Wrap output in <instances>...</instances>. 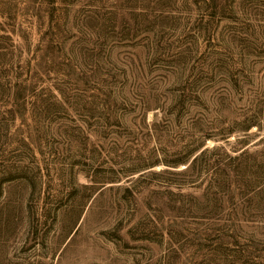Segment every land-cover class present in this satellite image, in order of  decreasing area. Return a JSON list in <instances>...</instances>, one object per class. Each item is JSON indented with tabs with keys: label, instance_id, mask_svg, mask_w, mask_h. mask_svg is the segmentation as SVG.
Returning a JSON list of instances; mask_svg holds the SVG:
<instances>
[{
	"label": "rangeland",
	"instance_id": "obj_1",
	"mask_svg": "<svg viewBox=\"0 0 264 264\" xmlns=\"http://www.w3.org/2000/svg\"><path fill=\"white\" fill-rule=\"evenodd\" d=\"M0 264H264V0H0Z\"/></svg>",
	"mask_w": 264,
	"mask_h": 264
},
{
	"label": "trees",
	"instance_id": "obj_2",
	"mask_svg": "<svg viewBox=\"0 0 264 264\" xmlns=\"http://www.w3.org/2000/svg\"><path fill=\"white\" fill-rule=\"evenodd\" d=\"M239 143H245L247 140H246V138H241V139H238L237 140ZM247 146V145H246ZM247 148H243V149H241V151H240V153L238 154V155H248V152H247V150H246ZM204 151H202L199 155H197V156H195L192 160H191V162L188 164V166L186 167V170H188L189 168H191V166H194V164H195V162H196V160H197V158L203 153ZM230 159H232L231 157H229Z\"/></svg>",
	"mask_w": 264,
	"mask_h": 264
}]
</instances>
